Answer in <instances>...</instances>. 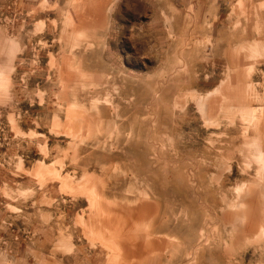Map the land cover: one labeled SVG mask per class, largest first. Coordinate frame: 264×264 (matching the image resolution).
I'll list each match as a JSON object with an SVG mask.
<instances>
[{
    "label": "rangeland",
    "instance_id": "rangeland-1",
    "mask_svg": "<svg viewBox=\"0 0 264 264\" xmlns=\"http://www.w3.org/2000/svg\"><path fill=\"white\" fill-rule=\"evenodd\" d=\"M262 153L264 0H0V264L194 263L215 196L264 264Z\"/></svg>",
    "mask_w": 264,
    "mask_h": 264
},
{
    "label": "crops",
    "instance_id": "crops-1",
    "mask_svg": "<svg viewBox=\"0 0 264 264\" xmlns=\"http://www.w3.org/2000/svg\"><path fill=\"white\" fill-rule=\"evenodd\" d=\"M107 169L108 168H96L94 172L92 173L88 172V174L92 175V177L99 183L98 186L96 185V188L98 190L97 192H99V189L101 190L102 187L108 188V186H110V182L107 181L106 175H104V171H107ZM212 182L211 181L209 182L208 184L209 187L211 186L216 187L220 185V183L216 184L215 182L213 183ZM102 192L105 196V199L113 203L116 202L114 203V205H118V207H116V209L113 210V212L118 216L117 217L118 221L119 223H121L120 215L123 212L127 211L126 208L122 204L119 203L120 200L122 201L123 197L119 193L118 194L115 193V197L108 198L106 196L105 191H102ZM81 200H84L85 202H87V199L84 196H80L78 198V201H81ZM212 203H213V207L210 206V203L208 200L207 205H205V210L206 212H209L210 216H214L213 227L211 229L206 228L203 231L194 233V236H198V237L204 236V237H209L212 239H210L209 243H205L200 247L199 252L197 253L198 254L197 260L194 263L191 262L189 264H237L238 252H239L238 250V227L231 225L230 231L227 227L224 229L223 213H220L219 211H217V208H219L223 204V198L221 197L218 198V196H215V199L212 201ZM88 208L89 207L87 204L84 208L80 209V211H83V213L85 214L87 213L89 214ZM139 211L140 213H142V209H140ZM237 219H238L237 214L231 213L230 221H233V220L235 221ZM209 224L212 225V223L210 222ZM132 228L133 227H131V230H130L131 233H132ZM162 228H165V230L155 235L156 242L159 244H165V243L167 244L168 241L166 238H164V236H167V237L174 236L175 232L174 230H171L172 229L171 225L167 219L165 220V222H162ZM127 232H128V228H127V225H125L124 227V237L125 238L127 237ZM120 236H121V233H120ZM101 243L102 242H97V245L102 246ZM119 246L121 249H124L120 242H119ZM134 256H135V253L128 254V258L130 259L134 258ZM166 258L168 259L167 253L156 258V262L154 264H163V262H166L167 264H172L169 259L167 262Z\"/></svg>",
    "mask_w": 264,
    "mask_h": 264
},
{
    "label": "bare ground",
    "instance_id": "bare-ground-1",
    "mask_svg": "<svg viewBox=\"0 0 264 264\" xmlns=\"http://www.w3.org/2000/svg\"><path fill=\"white\" fill-rule=\"evenodd\" d=\"M257 145H258V144H257ZM257 145H256V146H257ZM259 149H260V147H259ZM262 154H264V153H262ZM261 156H263V155H260V157H261ZM262 158H263V157H262ZM262 158H261V160H262ZM262 162H263V161H262ZM262 227H263V226H262ZM263 229H264V228H262V230H263ZM260 232H261V231H260Z\"/></svg>",
    "mask_w": 264,
    "mask_h": 264
}]
</instances>
